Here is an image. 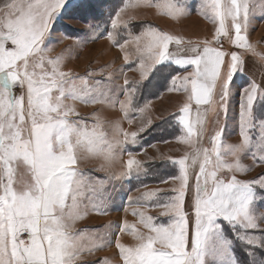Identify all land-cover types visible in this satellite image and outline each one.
I'll list each match as a JSON object with an SVG mask.
<instances>
[{
	"label": "snow or ice",
	"instance_id": "6c2138e0",
	"mask_svg": "<svg viewBox=\"0 0 264 264\" xmlns=\"http://www.w3.org/2000/svg\"><path fill=\"white\" fill-rule=\"evenodd\" d=\"M101 7L97 0L0 2V264H82L84 255L113 243L107 235L97 238V229L71 231L89 211L106 214L102 197L97 201L87 196L96 188L86 181L78 165L89 157L111 163L119 158L117 149L123 152V145L138 144L140 133L152 125L151 118L144 117L151 101L136 104L134 94L141 85L129 86L125 79V100H113L110 106L118 103L129 123L130 111L140 113L143 123L132 133L115 124L109 139L98 119L91 126L85 120H70L78 113L66 103H108L106 92L93 95L97 90L88 86L87 78L61 70L63 55L55 59L46 55L51 51L46 41L54 38L58 22L98 19ZM136 7H156L174 20L190 13L176 0H117L108 12L111 31L106 35L117 45V30L126 29L127 39L118 46L124 51L127 44L136 45L139 67L131 70L139 71L149 85L150 76H159L170 84L168 91L186 95L172 121L182 126L183 135L177 142L192 151L171 161L180 171L172 177L180 181L171 190L173 195L164 199L163 190L156 189L143 192L134 202L139 208L160 209L168 222L156 223L154 217L134 211L147 233L125 222L118 231L132 236L136 243L126 246L117 238L118 259L121 264H264V174L253 180L236 178L251 171L241 156L251 158L254 165L264 164V88L248 80L236 92L241 97L240 144L226 143L227 124L219 127L221 115L227 119L235 77L244 72L241 55L223 51L222 41L264 61L247 36L253 7L264 17V0H256L255 5L252 0H198L197 13L216 27L212 41L197 42H185L152 25L133 35L129 22L120 17ZM88 27L93 29L90 39H96L100 25L89 23ZM61 36L69 38L64 33ZM170 45L175 49L170 51ZM226 55L230 57L227 64ZM128 57L125 52L126 62ZM171 66L186 74L172 75ZM209 113L215 114L217 127L209 137L210 147H205L202 141ZM127 154L135 155L131 150ZM134 166L137 177L146 172L139 161L130 158L123 175L131 178ZM224 224L231 237L225 234ZM237 243L243 245V261L235 254Z\"/></svg>",
	"mask_w": 264,
	"mask_h": 264
},
{
	"label": "rangeland",
	"instance_id": "374dc122",
	"mask_svg": "<svg viewBox=\"0 0 264 264\" xmlns=\"http://www.w3.org/2000/svg\"><path fill=\"white\" fill-rule=\"evenodd\" d=\"M116 2L117 0H97V3L103 6L98 9V19L89 20L85 18L73 22L60 21L54 26V38L46 41V46L51 47V51L46 54L48 58L55 59L63 55L62 71L71 72L75 77L87 78L89 82L88 86L97 90L93 92V95L98 94V91L106 92L108 103L84 104L72 100H68L66 103L74 106L78 113V116L69 117L70 120H85L91 126L98 119L102 123L103 131L109 139L113 138V126L115 124H119V127L125 132L132 133L136 132L143 123V120L139 118L140 113L130 111L129 117L132 119V123H129L124 118V113L120 110L118 103L115 107L110 106L113 100H125L126 97L123 93V89L126 87L125 79L128 80L129 86L145 81L141 79L139 71L131 70L139 67V59L135 51L136 45L127 44L124 51L118 46L119 43H123L127 39V30L123 28L117 30L115 34L117 45H114L107 38V31H111L110 25H108V12L112 10V6ZM176 2L185 4L190 14L181 17L179 20H174L168 15L162 14V10L156 7H136L122 13L120 20L129 22L133 35H138L143 30V26L154 25L160 31L180 37L185 42L189 40L193 42L212 41L214 36L212 31L213 24L197 13L198 0H176ZM255 2L256 0H252L253 5H255ZM252 11V22L247 33L248 41L254 47L256 53L264 55V17L260 15L256 7H253ZM89 23L94 26L100 25L99 32H96L97 38L94 40L90 39L93 29L88 27ZM61 33L66 34L69 38H63ZM85 40H87L86 43H84ZM223 44L225 45L224 51L226 53L236 51L244 61L243 74H237L234 80L233 94L228 103L227 119L225 121L224 116L221 115L219 122V127H224L225 123L227 124L224 133L225 142L236 145L242 141L238 126V105L241 97L237 96L236 92L248 80H253L264 88V61L242 49L233 48L225 40ZM174 49L175 45H170V51ZM125 52L129 53L127 62L125 61ZM184 55H188V53H184ZM229 59L230 57L227 56L225 64H227ZM89 72L95 73V75L89 76ZM179 74L184 75L186 72L181 69ZM97 81L103 83L98 86L95 84ZM78 87L82 88L83 85H78ZM138 94L139 92L134 94V99L135 97L137 98ZM185 101L186 95L183 92L168 91V89L163 92L161 91L158 97L151 100L148 109L144 113L145 119L151 118L152 125L146 132L140 133L138 144L123 145V148L126 149L123 152L117 149L119 158L111 163L94 157L85 158L80 161L78 165L80 172L86 174V181L96 188L94 194L87 193V196H94L97 201L102 197L106 214H96L89 211L84 219L75 222L71 231L97 229L99 230L95 233L97 238L107 235V238L113 241L110 246L97 250L91 255H84L82 257V264H96L97 261L103 262L105 260L108 261V264H121L118 259V249H116L114 241L119 238L120 242L126 246H132L136 241L127 233H120L118 229L127 222L129 225H135L137 230L147 233V229L143 228L140 224L139 218L133 215L134 211H143L146 216L154 217L156 223L168 222V217L160 215V209L149 208L147 206L139 208L134 202L143 192L156 189H162L163 191L160 195L162 198L167 199L173 195L171 190L180 186V181L170 178L167 180V183L161 185L148 184L146 185L147 187L133 186V183L136 185L139 179H143L146 176V166L148 164L178 160L186 152L190 153L192 151L188 145L177 142V138L183 135L182 126L180 125L177 129V134L170 140H166L168 141L167 143L157 139L161 131H156L158 126L170 121L169 118L172 120L173 115L179 112V108ZM215 119L216 117L210 127V132L203 138L202 144L205 147H210L209 137L217 127ZM119 139H123V137H119ZM127 150H131L135 155L130 157L127 154ZM130 158L139 161L146 169V172L142 171L139 177H137L134 166L131 178L123 175L127 171L126 163ZM241 162L245 166L250 167L251 171L246 174H237L236 178L238 180H253L264 174V164L254 165L253 160L246 156H241ZM102 166L103 170H101ZM224 175L231 174L224 173ZM129 197H131L132 203L129 202ZM84 203L88 204L89 200L85 198ZM261 227L264 228V225ZM230 234L233 235L231 231ZM235 246L234 250L236 249L239 252V255H237L235 251L237 258L243 261L245 259L243 248L239 243Z\"/></svg>",
	"mask_w": 264,
	"mask_h": 264
},
{
	"label": "trees",
	"instance_id": "16d2710c",
	"mask_svg": "<svg viewBox=\"0 0 264 264\" xmlns=\"http://www.w3.org/2000/svg\"><path fill=\"white\" fill-rule=\"evenodd\" d=\"M154 27L157 28V26H154ZM180 70L181 69H178L175 66H171L169 68V71L171 72L172 75L179 74ZM149 80L152 81L150 85L148 84V80H145L144 82H141V83H137L138 85H141V87L137 91L139 92V94L137 98L135 97L134 102L138 104L139 106H143L145 100H149V101L154 100L156 97L159 96V93L161 91L162 92L166 91L170 87V84L165 82L159 76H157L156 79H152V77L150 76ZM143 85H148V86L143 87ZM169 119L170 121L168 122H171V124L168 123V126H167V122H166L165 124L159 125L158 129L156 130V131L161 130L159 134L160 136L157 138L159 139V141L164 142L166 140H170L177 134V129L179 127V124L172 121L171 118ZM146 168H147L146 176L143 179H139V181L136 182V185L133 183V186L139 187V186H145L148 184H160L163 181L168 180L178 175V165H173L169 161L148 164ZM224 231L227 236H230V237L232 236L230 234V229L228 228L226 224H224ZM241 247L243 248V245H241ZM234 248H236V246ZM235 251L237 255H239L238 254L239 252L236 249Z\"/></svg>",
	"mask_w": 264,
	"mask_h": 264
},
{
	"label": "crops",
	"instance_id": "0c3cea01",
	"mask_svg": "<svg viewBox=\"0 0 264 264\" xmlns=\"http://www.w3.org/2000/svg\"><path fill=\"white\" fill-rule=\"evenodd\" d=\"M0 2H2V0H0ZM197 5V4H196ZM159 27V26H158ZM215 25H213V27H212V31H213V34H214V29H215ZM160 28V27H159ZM212 40H213V38H212ZM225 42H227V40L225 39ZM224 45V44H223ZM223 45H222V50L224 51V48H225V45H224V47H223ZM216 46V45H215ZM216 47H221V45H217ZM182 56H187V55H184V53H182L181 54ZM226 60H227V55H226V57H225V63H226ZM193 107H195L194 105H193ZM175 114H177V113H175ZM214 118H215V114L214 113H209L208 114V116L206 117V119H207V126H206V132H205V135H207L209 132H210V127H211V125L213 124V120H214ZM192 119H195V112H193V115H192ZM204 135V136H205ZM164 182H162V183H160L159 185H161V184H163ZM165 218V217H164Z\"/></svg>",
	"mask_w": 264,
	"mask_h": 264
},
{
	"label": "built area",
	"instance_id": "2783aa9c",
	"mask_svg": "<svg viewBox=\"0 0 264 264\" xmlns=\"http://www.w3.org/2000/svg\"><path fill=\"white\" fill-rule=\"evenodd\" d=\"M224 42V40L222 41V43Z\"/></svg>",
	"mask_w": 264,
	"mask_h": 264
}]
</instances>
